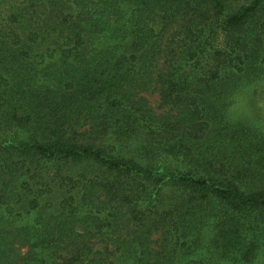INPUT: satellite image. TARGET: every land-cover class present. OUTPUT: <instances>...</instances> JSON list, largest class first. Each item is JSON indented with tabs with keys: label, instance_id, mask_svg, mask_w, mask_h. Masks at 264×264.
Masks as SVG:
<instances>
[{
	"label": "trees",
	"instance_id": "16d2710c",
	"mask_svg": "<svg viewBox=\"0 0 264 264\" xmlns=\"http://www.w3.org/2000/svg\"><path fill=\"white\" fill-rule=\"evenodd\" d=\"M263 82L264 0H0V264H264Z\"/></svg>",
	"mask_w": 264,
	"mask_h": 264
},
{
	"label": "rangeland",
	"instance_id": "374dc122",
	"mask_svg": "<svg viewBox=\"0 0 264 264\" xmlns=\"http://www.w3.org/2000/svg\"><path fill=\"white\" fill-rule=\"evenodd\" d=\"M234 5H238V2L234 1L232 2ZM147 98L148 102L152 106H156L157 104V98L156 94H144ZM231 111L236 114L248 116L255 124L260 125L264 128V82L263 83H257L255 85H252L251 87H246L242 89V91L238 92L235 102L233 106L231 107ZM16 238V242L14 243L16 250L13 249V251L17 252L18 254H23L26 250L25 244L22 241V244H19L21 242V239L17 236H14ZM155 237V236H154ZM2 246H5L4 244H1ZM102 246L101 242L95 243L94 248L98 249V247ZM4 249V247H2ZM10 254V253H9ZM8 254V255H9ZM4 255V254H3ZM7 253L5 254V256ZM114 258V257H112ZM116 259V258H115ZM129 260L127 264H129ZM255 264H259V262L256 261Z\"/></svg>",
	"mask_w": 264,
	"mask_h": 264
}]
</instances>
